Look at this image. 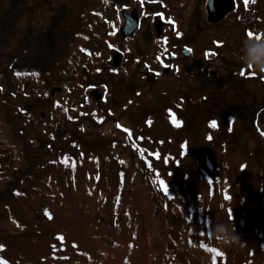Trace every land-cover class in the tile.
I'll return each instance as SVG.
<instances>
[{
	"label": "rangeland",
	"instance_id": "rangeland-1",
	"mask_svg": "<svg viewBox=\"0 0 264 264\" xmlns=\"http://www.w3.org/2000/svg\"><path fill=\"white\" fill-rule=\"evenodd\" d=\"M149 2L170 23L159 42L145 24L130 41L150 57L129 76L140 106L123 111L124 70L112 105L68 117L56 88L82 1L0 0V261L264 264V84L243 59L247 33L264 37V0L232 2L218 24L207 0ZM158 43L166 64L192 54L164 75Z\"/></svg>",
	"mask_w": 264,
	"mask_h": 264
},
{
	"label": "flooded vegetation",
	"instance_id": "flooded-vegetation-1",
	"mask_svg": "<svg viewBox=\"0 0 264 264\" xmlns=\"http://www.w3.org/2000/svg\"><path fill=\"white\" fill-rule=\"evenodd\" d=\"M81 1V23L78 22V26L74 31H71L70 27L68 28L69 45L63 67V72H65L63 87L56 88L57 92H60L61 89L65 90L64 102L66 105V116L71 117V113L82 115L84 113L83 106L86 105V100L92 99L100 105H112V98L115 97L113 92L115 90V85L118 83V81L114 79V76L124 70L128 77L125 89L124 87L121 89L122 92H124L123 102L126 103L123 111H132L134 106H140V99H143L144 96L141 95L140 92L139 100H133L135 88L129 76L133 75L134 72L132 69H134L135 66L142 68L143 66L147 67V65H150L148 61L150 57L148 56L147 58L140 50L135 51L134 45L131 44L130 41L133 40V37L140 32L143 24H145L146 27H148L147 29L154 33V39L159 42V40L163 38L167 25H169L170 22L166 20L162 7L156 4L158 5V8H156L155 5L150 4V0H107V2L106 0ZM222 1L225 2V5L220 8L215 5L213 12L210 11L207 5L208 0L206 2L208 14L213 15L216 13L215 18L212 20L213 24L222 22L229 13V5L232 4V2L236 3V0ZM152 6L155 7L151 10ZM88 13L90 18L86 21ZM126 20L130 22L133 20L136 23V30L130 35H124L122 33V28L125 26ZM171 30L174 31V28ZM213 44H215L214 41ZM184 49L189 48L182 45L177 48L175 54L169 55V64H166V45L163 43H158L156 45L157 53L155 59L158 65L161 66L164 75L173 71L176 62L181 61L180 59L182 57L180 56H191L192 50L189 55H184ZM20 50H23V46L19 47L18 51ZM210 52H212V55L218 60L225 56L221 53L222 51L217 52L212 49ZM223 62H225V66H227L228 70L230 69L229 73L234 75L238 66L232 63L233 60L231 58H225ZM233 65L236 66V69L235 66L232 67ZM164 69H168V72L164 73ZM159 72L160 70H153V79L156 78L155 76H159ZM178 72H181V69ZM29 73L30 71L28 70L27 75ZM259 75L264 84V71H259L258 76ZM53 88L52 86L49 87L50 95L54 94L51 90ZM164 94L165 93H161L160 95L162 96ZM70 100L75 102L76 105L67 106L66 103ZM109 110L110 107H106L100 108L99 111L105 112Z\"/></svg>",
	"mask_w": 264,
	"mask_h": 264
},
{
	"label": "clouds",
	"instance_id": "clouds-1",
	"mask_svg": "<svg viewBox=\"0 0 264 264\" xmlns=\"http://www.w3.org/2000/svg\"><path fill=\"white\" fill-rule=\"evenodd\" d=\"M244 51L245 56L243 59L245 62L260 71H264V37H261L259 40H246ZM218 233L221 234L220 238L224 242L238 240V237L230 233L224 225L219 226Z\"/></svg>",
	"mask_w": 264,
	"mask_h": 264
},
{
	"label": "water",
	"instance_id": "water-1",
	"mask_svg": "<svg viewBox=\"0 0 264 264\" xmlns=\"http://www.w3.org/2000/svg\"><path fill=\"white\" fill-rule=\"evenodd\" d=\"M207 5L210 8V11L213 12V8L215 5H217L218 8H220L221 6L225 5V2L222 0H208ZM134 23H135V21H133V20L131 22L126 20V24L122 28V33L124 35H126V34L130 35L131 33H133L136 30V23L135 24ZM183 52L185 55H188L190 53V51H188V49H185ZM117 60H118V58H117ZM165 71H167V69ZM52 91H53V89H52Z\"/></svg>",
	"mask_w": 264,
	"mask_h": 264
},
{
	"label": "snow or ice",
	"instance_id": "snow-or-ice-1",
	"mask_svg": "<svg viewBox=\"0 0 264 264\" xmlns=\"http://www.w3.org/2000/svg\"><path fill=\"white\" fill-rule=\"evenodd\" d=\"M106 2H107V0H106ZM246 2H247V0H246ZM177 35L179 36L180 33L177 32ZM247 35H248V37H249L250 39H257V40H259V39L261 38L259 35H255V34L252 33L251 31H249V32L247 33ZM188 51H191V49H188ZM206 55H207V54H206ZM249 67H251V65H249ZM173 123H176L177 126H179V124H178L177 121H173ZM210 125L213 126V127L218 126L216 121H211V122H210ZM117 127H121V126L118 124ZM124 131H125L126 133H128L129 135H131V130H129V129H124ZM161 187H162V188H165V191H166V186L164 185V182H163V181H161ZM226 198H227V197H226ZM45 214L48 216L49 219H51V216H50V214L47 212V210H45ZM60 239H62V237H60ZM2 247H3V246L0 245V248H2ZM0 264H7V262L0 261Z\"/></svg>",
	"mask_w": 264,
	"mask_h": 264
},
{
	"label": "trees",
	"instance_id": "trees-1",
	"mask_svg": "<svg viewBox=\"0 0 264 264\" xmlns=\"http://www.w3.org/2000/svg\"><path fill=\"white\" fill-rule=\"evenodd\" d=\"M182 219H181V217H180V219H179V221L180 222H182L181 221ZM164 228H166V226H163ZM165 242L167 243L168 242V240H169V238H168V233H166L165 234ZM171 240H172V238H171ZM170 242V241H169ZM161 242H156V246H155V248H158V249H161L162 247L159 245ZM163 243V242H162ZM167 245V244H166Z\"/></svg>",
	"mask_w": 264,
	"mask_h": 264
}]
</instances>
